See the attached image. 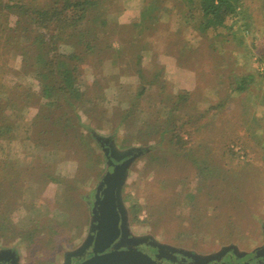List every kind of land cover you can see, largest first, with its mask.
<instances>
[{"label": "rangeland", "instance_id": "obj_1", "mask_svg": "<svg viewBox=\"0 0 264 264\" xmlns=\"http://www.w3.org/2000/svg\"><path fill=\"white\" fill-rule=\"evenodd\" d=\"M96 1L93 22L84 23L88 48L58 47L37 27L46 61L24 64L13 51L0 61V78L12 86L0 96L14 102L17 124L11 141L0 139V183L16 191L0 201V221L33 232L1 236L0 251L16 264H63L82 244L96 185L110 170L96 136L119 150L147 149L122 189L133 234L203 255L233 245L245 256L262 246L264 0H239L241 13L201 34L191 27L197 10L193 22L179 18L180 0H159L158 21L142 25L140 9L155 0ZM121 31L132 36L124 42ZM42 73L55 87L46 96Z\"/></svg>", "mask_w": 264, "mask_h": 264}, {"label": "trees", "instance_id": "obj_2", "mask_svg": "<svg viewBox=\"0 0 264 264\" xmlns=\"http://www.w3.org/2000/svg\"><path fill=\"white\" fill-rule=\"evenodd\" d=\"M183 4V8L186 9V12L181 13V17L186 22H193L194 16L191 13L192 9H195L199 12L197 22H194L192 29H198V33H205L209 27L216 28L218 26H223L227 22H230L235 18L236 14L241 13L242 3L239 0H180ZM159 0H155L153 4H148L143 6L139 11V19L137 22H142L145 19H151L154 22L158 21L157 19V8L159 6ZM98 1L96 0H41L40 2L36 0H16L11 2V0L2 2L0 0V29H5L8 27V24L13 23L14 26L9 27L8 30L12 32L10 38L0 44V61L6 58V55L13 51L17 53L25 64V60L28 57L35 59L37 65L46 61L44 57V45L42 35H33L35 34L38 28L47 29L48 38L52 39V42L57 43L58 47L64 44L73 43H84L88 48L90 42L85 41L84 37L89 36L90 30L86 29L84 23L87 21L93 22V18H89L87 13L91 7H95ZM264 5V4H263ZM156 12V13H155ZM13 14L15 18L11 16ZM104 23L103 20H100ZM91 27V26H90ZM87 28H89L87 26ZM57 29V31H56ZM54 30L56 32H54ZM108 47V46H106ZM191 45L188 46V51ZM49 50L53 49V45L48 48ZM57 54V52H56ZM62 57H77V54H57ZM193 66V63H190ZM65 72H68L64 69ZM41 73L37 71L36 74ZM38 78L41 91L44 96L49 95L51 90H54L55 87L48 85L45 82V74ZM49 74H54L51 71L46 73L47 78ZM41 75V74H39ZM66 86L73 88L74 78L70 75L63 76ZM11 85L9 82H4L0 78V94L11 91ZM11 93V92H10ZM53 102L49 103L52 104ZM14 102L10 101L6 96L3 98L0 96V139H3L7 142L11 141L14 138L13 132L14 128L17 125L15 119L12 118L14 114ZM135 109H131L126 114L127 117L134 115ZM48 132V131H47ZM78 179L81 176H77ZM235 181V179H234ZM13 188V189H12ZM13 185L4 186L0 183V201L5 202V199L16 194ZM20 193V191H19ZM136 204H133L135 207ZM143 206V205H142ZM136 210L133 209V215L136 216ZM159 212L163 210L161 208L156 209ZM150 213L151 211L148 210ZM25 224H11L5 220L0 221V237L4 236L10 237L12 235L21 234L22 236L31 237L33 232L27 230L26 233H23V227Z\"/></svg>", "mask_w": 264, "mask_h": 264}, {"label": "water", "instance_id": "obj_3", "mask_svg": "<svg viewBox=\"0 0 264 264\" xmlns=\"http://www.w3.org/2000/svg\"><path fill=\"white\" fill-rule=\"evenodd\" d=\"M96 140L107 156L106 167L111 168L97 183L90 201L86 236L76 250L65 252L63 264H264V246L245 256L233 245L203 255L159 242L150 234H133L122 189L133 160L147 149L130 146L119 150L106 138L96 136ZM104 144L111 149L109 155Z\"/></svg>", "mask_w": 264, "mask_h": 264}, {"label": "flooded vegetation", "instance_id": "obj_4", "mask_svg": "<svg viewBox=\"0 0 264 264\" xmlns=\"http://www.w3.org/2000/svg\"><path fill=\"white\" fill-rule=\"evenodd\" d=\"M108 142V141H107ZM107 148V147H106ZM111 151L110 148H107V153L109 155V152ZM105 155V154H104ZM107 157V156H105ZM109 168H111V165L109 166ZM95 194V192H94ZM93 194V195H94ZM93 197V196H92ZM264 246V244L262 245V247ZM16 258L14 257L13 253L11 252H7L5 254H0V264H16Z\"/></svg>", "mask_w": 264, "mask_h": 264}, {"label": "crops", "instance_id": "obj_5", "mask_svg": "<svg viewBox=\"0 0 264 264\" xmlns=\"http://www.w3.org/2000/svg\"><path fill=\"white\" fill-rule=\"evenodd\" d=\"M127 24V23H126ZM122 25H124V26H121V27H125L126 26V28H127V26L128 25H125V24H122ZM130 27V26H129ZM119 34V33H118ZM120 34H122V35H120L119 37H120V39L121 40H123L124 42H126V39H128V37H127V35H130V36H132L131 34H126V32L124 33V32H120ZM123 37H126V39L125 38H123ZM132 39V38H131ZM120 41V40H119Z\"/></svg>", "mask_w": 264, "mask_h": 264}]
</instances>
